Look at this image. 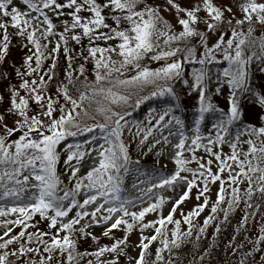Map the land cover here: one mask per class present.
I'll use <instances>...</instances> for the list:
<instances>
[{
    "label": "snow or ice",
    "instance_id": "obj_1",
    "mask_svg": "<svg viewBox=\"0 0 264 264\" xmlns=\"http://www.w3.org/2000/svg\"><path fill=\"white\" fill-rule=\"evenodd\" d=\"M19 4L23 5V10L18 6V0H0V65L7 61L13 38L23 42V47L29 53L23 58L20 67L13 64L11 72L0 74V80L9 81L7 101L0 95V105H3L0 107V189H3L0 201L12 198L11 206L0 204V218H4L0 222V226L4 228L3 234L0 235V264H37L36 260L31 259V254L40 256L38 264H51L54 258L57 259V264H80L86 256L94 257L96 264H119V257L127 255L125 249L128 234L137 226L141 232L139 243L136 245L139 253L135 257H129L130 264H149L147 256L150 245L162 237L160 243L163 247L156 249V259L151 262L158 264L162 260V251H171L170 245L180 247V221H174L173 217L179 206L190 198L194 189L198 190L196 200L199 201L203 197L204 201L183 216L184 223L190 226L187 233L181 234L185 236L192 234L191 217L198 216L208 204L206 194L210 184L219 182L220 185L212 207L213 214L217 212V206L225 201V184L230 188L228 209L223 210L225 220L228 219V211L241 202V178L246 180L248 185L244 192V196L248 198L244 203L248 208L252 207L248 201L254 195V184L255 191L264 196V167L259 166V161H264V127L249 125L244 132L238 133L237 142L240 135L255 137V140L250 138L246 141L249 148L243 154L244 160L239 158L237 143L229 144L232 149L230 156L222 157L221 152L214 151L225 143L224 134L230 127L242 119L238 93L252 91L248 66L253 60L264 62V36L249 39L253 36L255 25L264 28V0H221L219 4L215 0H193L191 7H184L177 0H19ZM163 12L173 15L176 25L182 30L177 33L174 30L176 25L170 24L162 15ZM201 12L204 13L203 16L200 15ZM238 13L240 18H237ZM201 24L204 25L203 31L199 27ZM245 25L246 33L237 31V28H243ZM9 29H12L11 33ZM228 29L231 30V37L225 41ZM213 32H219L220 35L218 40L209 46L206 33ZM52 38L56 39L54 46L50 48L53 44ZM161 38L166 46L176 42L183 43L184 47H169L167 51H157L161 48ZM197 38L199 45L204 49L198 60L196 48L190 43ZM85 39L88 41L86 47L82 43ZM70 41L81 46L79 55L84 61H94V82H87L84 64H80L78 69L73 67L75 57L68 47ZM97 41H104L105 44L109 41L118 43L99 47L96 46ZM247 44L258 47L259 55L255 52L245 55L244 46ZM233 45L234 55L230 51L233 50ZM62 47L67 67L63 80L55 89L54 99L49 86L56 80L58 54ZM218 52H222L224 60L228 62V67L216 78L217 85L226 83L230 90L226 112L213 102V95H220L221 87L217 86L214 93L209 94L208 82L211 78L203 67L212 63ZM113 54L119 59H113ZM178 54L181 59L166 62L156 69L142 66L141 63L146 58L151 61H167ZM48 60L51 62L45 70L43 65ZM183 62L199 63L202 66L200 70L193 72L191 84L187 80L184 81L189 94H198L191 142L188 143L189 136L185 134L184 122L178 116L171 115V108L164 109L155 125L147 129L140 143L143 144L153 134L154 128L157 131L166 128L169 130V136H177L178 142L172 145L175 150V171L170 176L160 177L158 183L153 184L147 193H142L135 200L124 198L120 195V173L122 170L128 171L130 159L128 147L122 140L125 124L121 122L125 121V116L130 113L113 111L111 105L138 108L150 97L138 96L132 101L131 90L149 86L154 89L150 93L151 97L168 95L178 100L169 82L181 78ZM129 70H134L135 74L122 78ZM261 71H264V68ZM76 72L85 79L82 85L85 90L79 92V103L69 94V85L74 86L78 79ZM12 73L19 78L16 84L10 83ZM113 74H117L115 78ZM105 81L111 86L105 87ZM161 81L164 83L161 84ZM119 88L125 89L127 94L114 91ZM60 98L64 104L59 103ZM257 99L258 103L264 106V96H258ZM85 101L89 102V105L93 102L97 104L95 113L103 116V123H82L85 118L96 119L88 109L83 108ZM69 104L70 108L67 107ZM33 107L36 111H33ZM57 112L58 116L55 115ZM206 113H218V119L212 125L214 136L204 137L200 133V124ZM261 119L264 120V117ZM173 123L175 131H172ZM140 131L142 129L138 128L136 134L139 135ZM17 133L18 137L11 139ZM85 134H90L91 139H85L83 144H66L62 150L66 154L64 165L70 173L68 180L71 185L64 186L57 172L61 156L58 148L68 137ZM162 140L164 144L169 143L167 136L162 137ZM205 140L207 143H203ZM256 141H260L259 146ZM160 143L161 140H156V144ZM94 144L98 146L91 147ZM86 145L89 147H85ZM201 148L218 162L217 171H212V158L206 162L203 157L197 158L196 152ZM185 153L191 155L186 156ZM249 156L258 163L254 165L252 160L248 159ZM88 157L98 163L94 162L84 176H79V166ZM229 160L239 171H232ZM193 163L196 164L195 168L190 167ZM226 170L227 181L222 179V173ZM256 173L259 175H255ZM177 185L184 186V190L166 217L144 223L148 213L155 212L164 204L163 196L139 211H129V207H135L137 201L142 202L144 195L150 194L154 188L174 189ZM81 194L84 196L82 202L77 199ZM74 209L75 215L68 219ZM13 215L17 218L8 219ZM37 215L40 221L47 223L49 231L39 230L37 224L40 221H37V224L29 223ZM214 218V215L207 217L199 232L203 233ZM247 219L246 213L241 220V227L246 224ZM167 223L176 225L171 233V240L167 239L164 233ZM100 224L107 225L102 233L104 237H110L112 231L119 229L121 225L124 226L125 235L121 239L113 238L114 242L110 246H100L92 252L77 251L80 239L91 238L94 242L98 241V237L88 229ZM14 227H20L21 230L12 234ZM29 227L36 228V231L28 232ZM150 228H154L155 234L144 236L143 231ZM216 230L219 231V226ZM261 231L264 232V229ZM262 242L264 235L253 242V249L244 254L240 264H246L247 259L253 257L257 251H264L257 247ZM33 243L37 247H33ZM13 245L15 247L10 249ZM40 246L43 247V253H47L46 257L40 254ZM105 253L115 254V257L107 261L102 260ZM12 257L15 260L11 259ZM87 264H93L92 260H88ZM252 264L256 262L253 260ZM260 264H264V256L261 257Z\"/></svg>",
    "mask_w": 264,
    "mask_h": 264
},
{
    "label": "trees",
    "instance_id": "obj_2",
    "mask_svg": "<svg viewBox=\"0 0 264 264\" xmlns=\"http://www.w3.org/2000/svg\"><path fill=\"white\" fill-rule=\"evenodd\" d=\"M178 2V1H177ZM183 6V5H182ZM166 19V18H165ZM167 20V19H166ZM255 31L253 32L252 38H258L264 36V28H261L259 25L254 26ZM175 30V29H174ZM201 30V28H200ZM176 31V30H175ZM203 31V29H202ZM231 32L230 29L226 30ZM237 31H243L247 32V25H245L243 28H237ZM177 32V31H176ZM178 33V32H177ZM163 42V41H162ZM118 41H109L107 44H105L104 41H100L99 45L100 47H108L113 46ZM191 45H193L192 40L190 41ZM86 46V45H85ZM163 46H166L163 44ZM197 46V44H196ZM166 47H181L183 48V43H176L173 42L170 46ZM245 49V55H252L253 52L257 53L259 55V49L258 47H253L251 44H247L244 46ZM99 55V54H98ZM65 57L64 53L60 51L58 54V65L56 70V80L53 81L49 89L51 91H55L58 83L60 82V78L63 77L64 70L67 67V59L62 62V66L60 65L61 58ZM176 57L178 59H181L180 54H178ZM113 59H119L114 54L112 55ZM76 59L73 60V67L76 68L74 64L76 63ZM86 63L85 66V73L91 77V80H88L87 82L91 83L94 82L95 76H94V61H84ZM185 62H183L184 64ZM34 64V62H33ZM44 67V65H43ZM201 65L199 63H191L189 65L184 64L182 66V74L181 78L177 80L170 81L169 83L174 89L176 97H178V100H174L173 97L165 95L163 97L161 96H155L151 97L150 93L154 90L153 87H145L143 89H134L132 91V101H134L138 96H149V99H146L143 101V103L140 104L138 108L131 107V106H124V105H111L113 111L116 112H128L129 115L125 116V120L130 121V126L137 127L136 131L134 129H125L124 134L126 137V141H123L125 145L128 147L129 150V159L130 155L137 150V148H141L137 159H130V163L128 165V171L124 172L123 170L120 173V177L122 180V191L120 195L124 198H128L129 195L135 194V189L140 186V183L146 182V180L150 177L152 173L158 174L160 177H167L170 176L174 169L171 167L165 165V164H158V161L160 159V155L164 154L163 159H169L166 157V151L167 148L171 147L170 142L168 144H164L162 137L167 136L168 137V129H161L159 131L156 130V128L153 129V134L148 137L147 140L144 141L143 144L140 143V140L145 135L147 129L149 127H152L155 125V121L158 119L159 114L164 109L171 108V115L178 116L185 125V134L191 138L193 135V129L195 128V118L197 115L196 108H197V99L194 101L196 104H193V101L189 99V89L184 84V81L187 80L189 84L193 82V72L198 71L201 69ZM204 70L208 74V76L211 78L208 82V87L210 90L209 94L214 93L215 88L217 86L221 87V94L220 95H213V102H217L219 97H222L225 93L223 90H227L226 92V98L228 99L230 96V90L228 89L226 83L217 85L216 78L218 74L223 72L224 68L228 67V62H212L208 63L203 66ZM264 68V62L260 60H253V62L248 66V76L249 81L251 84L252 91L251 92H244V93H238V97H241L239 99V103L242 102V98L245 96L247 97L251 93L258 94L260 92V96H264V71H261V69ZM44 69H47L44 67ZM117 74H113V78H115ZM128 75H125L122 78L127 77ZM66 80L64 81V83ZM78 82V80H76ZM67 83V82H66ZM161 84L164 82L161 81ZM105 87H110L107 83V81L104 82ZM80 91H84V88H79ZM259 89L262 91H259ZM71 85H69V94L73 96L74 99H77V102L79 103L78 97H76V93L71 92ZM114 91H119L121 94H127L126 90L123 88L114 89ZM55 95V94H53ZM198 95V94H197ZM54 98V97H53ZM56 99V97L54 98ZM130 101V105L132 103ZM60 104H64L62 98L59 99ZM104 103H107L104 101ZM179 105L178 107L176 105ZM67 107H71L69 104ZM97 107V104L93 102L91 105H89V102L85 101L83 103V108L88 109L89 112H91L93 115L96 116L95 120L87 119L85 118L82 123H88V124H94L96 122L103 123L104 118L102 115L96 114L95 109ZM220 108V107H219ZM222 109V108H221ZM224 110V109H223ZM79 111V110H78ZM225 111V110H224ZM226 112V111H225ZM170 118V117H169ZM168 118H166L167 120ZM218 119V113H206L205 119L200 124V133L202 136L207 137L209 135H215V131L212 130V125L217 121ZM188 124V125H187ZM238 127V133L244 132L245 128L248 126V124L239 121L234 124ZM233 125V126H234ZM173 126L175 127L174 123ZM172 126V127H173ZM139 129H142L140 131L139 135H137V131ZM231 128V127H230ZM230 131V129H229ZM225 133V143L222 146H219L215 148L218 152L222 153L223 156H230L232 149L230 148V143H237V152L239 154V158L241 160H244V153L248 151L249 145L246 143L248 139H253L255 137H249L248 135H240L239 142H237V136H232L230 132ZM131 133H133L134 139L131 140ZM19 133L11 137V139H16L18 137ZM97 135H99V132L97 130ZM238 135V134H237ZM85 139H91L90 134H85L77 137H68L66 141L61 142V145L59 146L58 150L61 151L60 161L57 165V172L60 176V179L63 181L64 186H71L69 184L68 175L70 173L66 169V166L64 165V160L66 159V154L63 153V149L66 144H76L80 143L83 144ZM161 140L160 144H156V140ZM131 140V141H130ZM206 141V140H205ZM102 143V141H100ZM257 145L259 146V141H256ZM97 144L91 145V147H97ZM89 147V146H85ZM226 149V151H224ZM94 154V153H93ZM92 158L88 157L85 158V160L81 163L79 166H81L84 163H88ZM249 160H252V157L249 156ZM172 162L173 159H170ZM229 164L232 165V171L235 173L239 171V169L235 166V164L232 161H228ZM252 163L255 165L258 163L257 160H252ZM73 164H75V161H73ZM259 166L264 167V161H259ZM90 170V169H89ZM86 172L79 171V176H84ZM255 175H259V173H256ZM222 179L227 181L228 179V170H226L224 173H222ZM159 182V179L156 181L150 182V186L153 184H156ZM74 183V182H73ZM219 183V182H218ZM217 183V184H218ZM130 186H135L134 190H130ZM218 187V186H217ZM247 181L241 178V183L239 184L240 188V194H241V202L238 206L234 207L233 209L228 211V219L225 220L224 218V209H228V199H230L229 193L230 188L228 187V184H225L226 192H225V201L222 202L220 205L217 206V212L215 214L212 213V207L215 204L216 201V192H214V184L209 185V192L206 194L208 198V204L203 209V211L200 212L198 216L191 217V236H185L181 235L183 233H187L189 231V225L183 222L180 223L179 229V243L180 247L175 248L170 245L171 251L164 250L162 251V260L158 262V264H169L171 261V264H240V261L244 254L248 251H251L253 249L254 243L256 240L259 239L261 235H264V232L261 231V229H264V196H261L259 192L255 191V184L253 185L254 189V195L248 202L252 205L251 208H248L246 204L244 203L245 200L248 198L244 196V192L247 190ZM141 189V186L139 187ZM3 189H0V193H2ZM197 189H194L190 196H193L194 203L190 205H184V216L187 215L190 211H192L194 208L197 207L198 204H203L204 198L202 197L199 201L196 200V194ZM30 194V193H29ZM62 194V193H61ZM84 198L83 194L77 197L78 200L82 202V199ZM9 198H5L3 201H8ZM102 202V201H101ZM89 210L91 211V206L89 207ZM166 208L164 205H162L159 209L156 210L157 217L147 219L144 218V223H147L149 221H155L158 220L160 217L163 216L164 211ZM76 209H74L70 214L68 219H70L72 216L75 215ZM151 213V212H150ZM248 214V219L246 224L241 227V220L244 217L245 214ZM214 219H212L207 227L205 228V231L203 233L199 232V229L204 226V220L209 217L213 216ZM4 218H0V222L3 221ZM10 219V218H8ZM87 219V218H86ZM129 219L130 218H126ZM37 221H40L39 216L37 215L34 217L33 221H30V224H37ZM82 223H84L82 221ZM159 226V225H156ZM217 226H219V231H217ZM37 227L40 231H49L47 228V223L45 221H40L37 224ZM176 225L174 223H170L164 228V233L167 239H172V231L175 229ZM21 230L20 227H14L12 234H17ZM4 228L0 226V234L3 233ZM28 232H34L36 231V228L29 227L27 229ZM155 233L154 228L145 229L143 231V235L146 237H150ZM63 235V233H61ZM94 235V234H93ZM125 235L124 232V226L121 225L119 229H114L112 233L110 234V237H104L101 235H95L98 237V241L94 242L91 238H88L87 240L80 239L78 241L77 251L79 252H92L97 250L100 246L108 245L110 246L115 239H121ZM141 236V232L139 227H135L132 232L128 234V242L127 247L125 251L127 252L126 256L119 257V264H125L126 259L130 256V254L135 251L137 248L136 245L139 243ZM199 236V239L197 237ZM26 239V237H25ZM45 239H49V237H45ZM161 238H158L156 241L152 242L149 248V254L147 256V260L149 264H151L152 261L156 259L155 252L157 248H162L163 245L160 243ZM33 247H37L35 243L32 244ZM15 245L10 246L11 248H14ZM257 247L264 249V242H262ZM40 254L43 256H47V253H43V247L40 246ZM58 256V254H55ZM264 256V251H257L253 257H249L246 261V264H252V261L254 260L256 264H260L261 257ZM115 257V254H109L105 253L104 256L101 258L102 260H110ZM40 256L37 254H31V259L36 260L37 264L39 261ZM66 258V256H65ZM11 259L15 260L14 257ZM25 259H28V257H25ZM88 260H92L93 264H96V260L92 256H86L83 260L80 261V264H87ZM51 264H57V259L54 258L51 261Z\"/></svg>",
    "mask_w": 264,
    "mask_h": 264
},
{
    "label": "rangeland",
    "instance_id": "obj_3",
    "mask_svg": "<svg viewBox=\"0 0 264 264\" xmlns=\"http://www.w3.org/2000/svg\"><path fill=\"white\" fill-rule=\"evenodd\" d=\"M177 1H178V3L183 5L184 7H191L192 3H193V0H177ZM215 2L217 4H219V3H221V0H215ZM224 2H229V0H224ZM18 6L21 7V9L23 10V5L19 4V0H18ZM162 15L169 21L170 24L176 25V21H175L173 15H170L167 12H163ZM200 15L203 16L204 13L201 12ZM237 18H240L239 13L237 14ZM54 22L58 23L55 20H54ZM199 27L201 28V30L202 29L204 30V25L201 24ZM175 30L177 32H179L182 29L180 28L179 25H176ZM9 31L11 33L12 29H9ZM219 35H220L219 32L206 33L208 45L211 46L212 44H214L218 40ZM230 37H231V32L229 33V31H226L225 41L228 38H230ZM52 39H53V44L49 46L50 48L52 46H54L56 38H52ZM162 41H163V38H161V41H160L161 48L157 49V51H161V50L167 51V50H169V47L163 46V42ZM192 42H194V43H192L193 44L192 46H194L196 48V59L198 60V59L201 58L200 57V53L203 52L204 49H203L202 46L199 45L198 38L197 39H193ZM82 43H83L84 46L85 45L87 46L88 45L87 39H85ZM99 43H100V41H97L96 42V46L100 47ZM196 44H197V46H196ZM68 47L72 50L73 55L75 57L74 59L77 60L76 61L77 64H74L76 66V69L79 68L80 64H84L86 66V63H84V60L79 55L80 52H81V46L80 45H76L75 42H71L70 41ZM234 47H235V45H233V50H230L233 55H234ZM61 51L63 52V47L61 48ZM27 54H29V53H28V50L23 47V42H21L17 38H13L12 39V45L10 47L9 56L7 57V61H6L5 64L0 65V74H2L3 72H11L13 64H15L16 67H20V65H21V63L23 61V58ZM86 54L87 53L85 52V55ZM65 59H66V57L62 56V58L60 60V65L62 64L63 61H65ZM173 60H178V57L168 58L167 61H165V60L151 61V60L146 58L141 63H142V66H147L150 69H156V68L162 67L166 62L170 63ZM216 61H218V62H225L226 61L223 58V53L222 52H218L216 54V56L214 58V62H216ZM50 62H51L50 60L45 61L44 67H46V65L48 67ZM184 64L189 65V64H191V62H185ZM184 64L182 63V66ZM134 74H135L134 70H129V71H127L125 73V75H128L125 78H129L130 76H132ZM75 75H76V77H78V79H77L78 82L75 81L74 86L71 85L70 93L71 92H74V93L78 92L80 90L79 88H83L82 85L85 82L84 77L80 76L78 72H76ZM85 76H87V81L92 79L86 73H85ZM18 80H19V78L16 77L14 73H12V79H11L10 83L11 84H16V83H18ZM61 80H63V77L60 78V81ZM66 82H65V84H66ZM8 85H9V81L0 80V95H3L5 97V102L7 101V86ZM54 88H56V87H54ZM49 91H50V94L55 98L56 96L53 95V94H55V91L52 92L51 89H49ZM259 91H261V90L259 89ZM223 92L225 94L222 97H219L217 102H214V103L218 107H220V108L224 109L225 111H227V109H228V104H227V100L228 99L226 98L227 90H223ZM261 93H262V91H261ZM21 94H23V93H21ZM78 96H79V92H78V94L76 93V97H78ZM197 96L198 95H197L196 92H192L191 94H189V99H191V101H193L192 105L196 104L194 101L197 99ZM258 96H260V92L258 94L251 93L247 97L245 96L244 98H242V102L239 103L240 111L242 113V119L239 121L240 123L244 122V123L248 124V126L251 125V126L257 127V128L258 127H264V120L261 119V117H264V106H261L258 103V99H257ZM240 98L241 97H238V100ZM0 107H3V105H0ZM33 111H36L35 107H33ZM55 115L58 116L59 113L57 112ZM121 123L125 124L124 130L125 129H134V131H136V129H137V127L133 128L132 126H130V124H129L130 121L129 120L122 121ZM9 124H11V120H9ZM124 130H123V134H122V140L126 141ZM175 130H176V128L173 126L172 127V131H175ZM229 132L232 134V136H234V137L237 136L238 127L236 125L232 126L230 128ZM131 137H132L131 140H133L134 139L133 133H131ZM168 137H169V142L171 144V147L167 148L166 157H168L169 159H163L164 154L163 155L161 154L160 155V159L158 161V164L159 165L160 164H165V165L171 167L172 169H174V171H175V164L170 159H173L174 151H175L174 148L172 147V145L177 143L179 138L177 136H169V132H168ZM254 140H255V138H254ZM190 142H191V139L189 138L188 143L190 144ZM203 143H207V141H203ZM140 149L141 148H137V150L134 151L130 155V159H137V155H138ZM214 151H217V150L214 149ZM224 151H226V149H224ZM185 155L186 156H190L191 154L190 153H185ZM93 156H95V153L93 154ZM196 156H197V158L203 157L204 158V162H206L207 159L212 158L213 159L212 171L213 172L217 171L216 165H217L218 162L215 161L214 157H209L204 152L203 148L199 149L196 152ZM94 162L98 163V161H94L93 158H92L88 163H84L81 166L80 171L81 172L88 171L92 167ZM190 167L195 168L196 164L193 163V164L190 165ZM157 179H160V176L158 174H156V173H152L150 175V177L146 180V182L140 183L141 189H139L140 186L137 187V189H135V186H130V190H134L135 189V192H137V193L129 195V197L127 199L135 200L142 193H147V190L152 186V185L151 186L149 185L150 182L156 181ZM217 183L218 182L214 183V192L215 191H217V192L219 191L220 185H219V183L218 184ZM183 190H184V186H182V185H177V186H175L174 189H169V188L155 189L154 188L150 194L144 195L142 202L137 201L135 207H129V211H139L141 208L147 207L148 204L157 202L158 198L163 196L165 198V202H164L163 205L166 208V210L164 211L162 217H166L168 215L169 211L171 210L173 203L175 202L176 199L179 198V196L182 194ZM194 200L195 199L193 198V196H190V198L188 200H186L184 203H182L179 206V208L177 209V211L174 214V217H173L174 221L175 220H179L180 223L183 222V216H184V210H185L184 205H190V204L194 203ZM0 204H7V205L11 206L12 198H10L8 201H0ZM145 217L147 219H151V218L157 217L156 211L148 213ZM8 218L16 219L17 217L15 215H13V216H10ZM168 224H170V223H167L166 226ZM106 226L107 225H104V224H100L98 226L94 225L90 229H88V231L92 232V234H94V235H101L103 233V231H104ZM2 234L3 233H1L0 235H2ZM145 242H147V241H145ZM138 253H139V249L137 247L135 249V251H133L130 254L129 257H135V256L138 255ZM129 257L126 259L125 264H130Z\"/></svg>",
    "mask_w": 264,
    "mask_h": 264
}]
</instances>
